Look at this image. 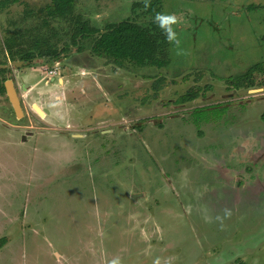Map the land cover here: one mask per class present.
<instances>
[{
	"label": "rangeland",
	"instance_id": "obj_1",
	"mask_svg": "<svg viewBox=\"0 0 264 264\" xmlns=\"http://www.w3.org/2000/svg\"><path fill=\"white\" fill-rule=\"evenodd\" d=\"M159 1L160 13L179 19L180 45L171 44L163 68H119L72 46L58 61L11 60L4 41L12 32L39 31L38 41L61 49L72 29L42 25L49 0L0 10V81L13 82L22 111L16 117L0 94V264H205L229 237L222 226L252 216L229 209L225 218L216 201L210 211L206 203L229 202L227 186L243 176L231 172L238 159L264 155V0ZM138 2L76 0L75 15L97 29L144 25L152 17L133 9ZM189 94L196 98L182 101ZM141 232L165 237L151 258Z\"/></svg>",
	"mask_w": 264,
	"mask_h": 264
},
{
	"label": "trees",
	"instance_id": "obj_2",
	"mask_svg": "<svg viewBox=\"0 0 264 264\" xmlns=\"http://www.w3.org/2000/svg\"><path fill=\"white\" fill-rule=\"evenodd\" d=\"M24 0H0V10L11 5L22 3ZM227 1V0H219ZM76 0H49L43 10L46 19L42 25L50 30V21L64 22L72 32L70 45H63L61 49L50 41H38L41 37L39 31L21 29L12 32L4 41L6 53L11 60L30 63L35 59H49L58 61L61 54L74 47L77 52H82L88 47L89 52L96 58L111 61L116 67L125 68L126 64L136 67L163 68L170 63V46L165 34L154 22V17L160 13L159 0L150 1V7L145 8L144 2L133 4V9L140 8L144 14L152 17L146 24L133 20H124L115 24L106 25L97 29L84 20L80 15H75ZM249 10L255 6H249ZM48 20V21H46ZM260 68V64L250 67L243 75L242 80H247L252 71ZM4 93L3 81H0V94ZM195 94H189L182 101H192ZM197 120L195 123H198Z\"/></svg>",
	"mask_w": 264,
	"mask_h": 264
},
{
	"label": "flooded vegetation",
	"instance_id": "obj_3",
	"mask_svg": "<svg viewBox=\"0 0 264 264\" xmlns=\"http://www.w3.org/2000/svg\"><path fill=\"white\" fill-rule=\"evenodd\" d=\"M4 82L5 80H3V86H4ZM200 121H198L197 125L199 124ZM208 121L210 120L207 119L202 120V122L205 123H208ZM255 154L252 155L253 157H251L246 161H243L242 159H238L237 165L243 164L242 167L239 166L238 170H233L234 168L230 167L229 164L225 166V170L228 171L233 170L231 171L232 173H236L237 175L240 174V176L243 175L242 176L243 178L244 177L249 178L248 181L242 183L241 182V180L243 181L242 177H238L236 184L227 186L228 189H230L233 194L231 199H229V202H228V198H224L223 195L221 201L218 199L217 196L215 199L208 200L206 203L208 205V209L206 208V210L209 211L211 210L210 208L213 206V202L216 201L217 204L214 205L221 206L220 209L234 210L233 216L237 215V217H239V214L243 212L242 209L244 208L249 210L248 213L246 214L247 215L251 214L252 216L248 217L247 219H240L239 217L238 219L233 221L230 225L222 226L221 229L223 233L225 235H228L229 237L227 239L222 238L223 244L221 245L220 250L217 249L215 251H212L209 257L206 258L205 264H261V257H264V250H262L263 253L259 257L256 255V251L257 249L261 251L260 247L264 244V219L259 221L255 220L254 215L257 214L264 217V202L262 200L257 201L254 198V194H258L260 190L264 191V185H250L248 183L252 181V177L255 179L259 178L260 175L264 177V155H258V154L255 155ZM211 188L212 190L209 193L210 194L209 197L210 196L213 197V193L216 192L217 189L214 187ZM232 205H235V208L233 207L234 209L230 208ZM241 206H243V208ZM144 213H147V209H145L143 214ZM208 218H210V220L207 221V223L216 222L217 220V218H215L214 221L212 220V217H208ZM194 220L195 219H191L190 217L188 219L186 218L183 219V226L187 228V225H189V227H191L194 223ZM203 222H206V220H204ZM229 229L231 231L228 232ZM234 234L236 235L240 234V237H238V239L235 240L233 239ZM155 237L156 238L154 239L153 235L145 234L144 232L143 233L141 232L140 236L138 235V239H140L141 244L145 248L144 250H146L144 253L147 254L149 258H151V256L150 254H148V252L152 250H159L158 249L159 246H161L165 240V237L161 235L160 237L159 236H155ZM148 247H152L153 249H149ZM162 249H164V247ZM98 257L99 255L97 256V258ZM95 260H96L95 261L96 264H100L99 261L101 260H98L96 258Z\"/></svg>",
	"mask_w": 264,
	"mask_h": 264
},
{
	"label": "clouds",
	"instance_id": "obj_4",
	"mask_svg": "<svg viewBox=\"0 0 264 264\" xmlns=\"http://www.w3.org/2000/svg\"><path fill=\"white\" fill-rule=\"evenodd\" d=\"M150 0H144V7L147 9L149 8ZM154 22L157 26L161 29V31L165 34L166 40L170 44H174L177 47L180 45V40L177 36V33L174 29V26L179 23V19L175 14H164V13H157L154 17ZM231 211L229 209L224 210V217H230ZM218 219H220L218 217ZM109 264H120L119 258H114L109 262ZM153 264H159V259L155 260Z\"/></svg>",
	"mask_w": 264,
	"mask_h": 264
},
{
	"label": "water",
	"instance_id": "obj_5",
	"mask_svg": "<svg viewBox=\"0 0 264 264\" xmlns=\"http://www.w3.org/2000/svg\"><path fill=\"white\" fill-rule=\"evenodd\" d=\"M20 63H15L14 65H19ZM4 89H5V93L7 95V98H8V100H9L11 106H12L13 111H14V114L16 115V117H19L22 114L21 113L22 112L21 111V104L19 102V99H18V96L16 94V91H15V89L13 87V82L10 81V80L5 81L4 82ZM35 106L36 105H34L33 107H35Z\"/></svg>",
	"mask_w": 264,
	"mask_h": 264
},
{
	"label": "crops",
	"instance_id": "obj_6",
	"mask_svg": "<svg viewBox=\"0 0 264 264\" xmlns=\"http://www.w3.org/2000/svg\"><path fill=\"white\" fill-rule=\"evenodd\" d=\"M61 82L63 83V82H65V81H63V79L61 80ZM64 85V84H63ZM42 116H43V114H42ZM2 216L4 215V213H3V211H1V213H0ZM18 221V220H17ZM6 239H7V241H9L10 239L8 238V237H6ZM5 245V244H4ZM8 245H9V242H8V244L7 245H5L3 248H1V250H4L5 248H6V246L8 247ZM6 250H7V248H6Z\"/></svg>",
	"mask_w": 264,
	"mask_h": 264
},
{
	"label": "bare ground",
	"instance_id": "obj_7",
	"mask_svg": "<svg viewBox=\"0 0 264 264\" xmlns=\"http://www.w3.org/2000/svg\"><path fill=\"white\" fill-rule=\"evenodd\" d=\"M33 108H35L34 110H36L37 114H39L40 117H43L44 116V113H43V111L40 108H38L37 106H35ZM42 114H43V116H42Z\"/></svg>",
	"mask_w": 264,
	"mask_h": 264
},
{
	"label": "built area",
	"instance_id": "obj_8",
	"mask_svg": "<svg viewBox=\"0 0 264 264\" xmlns=\"http://www.w3.org/2000/svg\"><path fill=\"white\" fill-rule=\"evenodd\" d=\"M56 74V71H50L49 72V75H55Z\"/></svg>",
	"mask_w": 264,
	"mask_h": 264
}]
</instances>
